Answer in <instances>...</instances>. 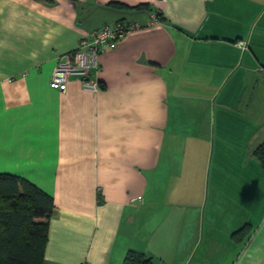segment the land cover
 <instances>
[{"label": "crops", "instance_id": "crops-1", "mask_svg": "<svg viewBox=\"0 0 264 264\" xmlns=\"http://www.w3.org/2000/svg\"><path fill=\"white\" fill-rule=\"evenodd\" d=\"M119 23L97 92L51 88ZM263 142L264 0H0V172L53 199L42 264H264Z\"/></svg>", "mask_w": 264, "mask_h": 264}, {"label": "trees", "instance_id": "trees-1", "mask_svg": "<svg viewBox=\"0 0 264 264\" xmlns=\"http://www.w3.org/2000/svg\"><path fill=\"white\" fill-rule=\"evenodd\" d=\"M110 6L124 7L120 3ZM254 156L264 169V142ZM53 210L52 197L33 183L0 172V264H42ZM122 264H152V258L129 251Z\"/></svg>", "mask_w": 264, "mask_h": 264}, {"label": "built area", "instance_id": "built-area-1", "mask_svg": "<svg viewBox=\"0 0 264 264\" xmlns=\"http://www.w3.org/2000/svg\"><path fill=\"white\" fill-rule=\"evenodd\" d=\"M154 19L157 20L156 17ZM137 27L135 24L119 23L114 27L104 26L94 31L89 39L80 42L76 51L63 56L58 61L52 74L51 88L65 92L69 79L76 76L82 80L85 90L97 92L99 83L94 79V74L99 71L98 55L102 50L122 38L128 31ZM237 45L242 50L248 49L245 42H238Z\"/></svg>", "mask_w": 264, "mask_h": 264}]
</instances>
